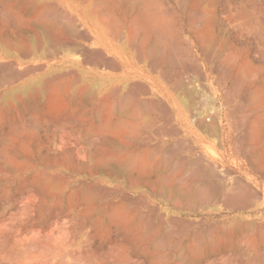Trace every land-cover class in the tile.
Instances as JSON below:
<instances>
[{"label":"rangeland","instance_id":"1","mask_svg":"<svg viewBox=\"0 0 264 264\" xmlns=\"http://www.w3.org/2000/svg\"><path fill=\"white\" fill-rule=\"evenodd\" d=\"M255 87L264 0H0V264H264Z\"/></svg>","mask_w":264,"mask_h":264},{"label":"bare ground","instance_id":"2","mask_svg":"<svg viewBox=\"0 0 264 264\" xmlns=\"http://www.w3.org/2000/svg\"><path fill=\"white\" fill-rule=\"evenodd\" d=\"M212 1H213V0H212ZM143 23H145V22H143ZM143 23H142V24H143ZM145 24H147V22H146ZM149 24H150V23H149ZM149 24H148V25H149ZM143 25H144V24H143ZM150 26H151V25H150ZM147 27L149 28V26H147ZM150 30H151V29H150ZM152 30H153V28H152ZM148 31H149V29H148ZM153 31H155V29H154ZM73 34H74V33H73ZM133 37H134V36H133ZM65 39H66V38H65ZM68 40H69V39H67V41H68ZM70 41H72V40H70ZM64 44H65V43H64ZM64 44H62V45H64ZM96 54H97V53H96ZM94 55H95V53H94ZM97 55L100 56V55H102V54L99 53V54H97ZM88 56H89V55H88ZM90 56H91V55H90ZM97 57H98V56H97ZM97 57H96V59H97ZM91 58H92V57H91ZM94 59H95V57H94ZM89 60H91L90 57H89ZM246 60H248V59L246 58ZM244 62H246V61H244ZM110 64H111V63H110ZM244 64H245V63H244ZM247 65H249V64H247ZM252 67L254 68V66H252ZM244 68H246V67H244ZM247 68H249V67H247ZM254 69H255V68H254ZM242 70H243V69H242ZM237 71H238V70H237ZM254 71H257V69L254 70ZM254 71H253V72H254ZM230 72H231V71H230ZM243 72L245 73L246 70H244ZM243 72H241L242 75H241V74L239 75V76L242 77L243 80L239 77V81H240V79H241L242 83L244 84L245 79H244L243 77H245V76L243 75ZM250 72H252L251 69H250L249 73H250ZM257 72H258V71H257ZM257 72H256V73H257ZM239 73H240V72H239ZM245 74H246V77H247V73H245ZM251 74H252V73L248 74V76H251ZM252 75H253V74H252ZM254 75H255V74H254ZM236 76H238V75L236 74ZM246 77H245V78H246ZM255 77H257V76H255ZM255 77H254V79H256ZM248 78H249V77H247L246 81L248 80ZM251 78H252V77H251ZM236 79H237V78H236ZM250 80H251V79H250ZM237 81H238V80H236V81L234 82V84L232 83L233 86L235 85L234 87H230V88H232V90H235V89H234L235 87L237 88V84H235ZM241 81H240V82H241ZM246 81H245V83H246ZM251 81H252V80H251ZM242 83H241V84L238 83V86H239V87L241 86V88H242V86H243ZM262 84H263V83H262ZM257 86L259 87V85H257ZM256 88H257V87H255V90H257V89L260 90L259 88H257V89H256ZM261 89H263V88L261 87ZM236 90H237V89H236ZM238 90H239V88H238ZM238 90H237V91H238ZM240 90H241V89H240ZM240 90H239V91H240ZM230 91H231V89L229 90V92H230ZM252 91H253L254 94L251 93V95H252V94H253V95L257 94V95H258V93L262 95V94H263L262 91H264V89H263L262 91L260 90L261 93H260L259 91L256 92V93L254 92V90H252ZM235 92H236V91H235ZM248 92L250 93V91H248ZM246 93H247V92H246ZM249 93H247L248 96H250ZM247 94H246V95H247ZM253 95H252V97H254ZM263 95H264V94H263ZM255 96H256V95H255ZM258 96H259V95H258ZM226 98H227V97H226ZM244 98H245V95H244ZM250 98H251V96H250L248 99H250ZM253 99H254V98H253ZM253 99H250V100H251L252 102H254ZM259 100H260V97L257 99V101L259 102ZM262 100H264V99H262ZM255 101H256V100H255ZM243 102H244V101H243ZM249 102H250V101H249ZM258 102H257V103H258ZM261 102H262V101H261ZM245 103H246V102H245ZM250 104H251V103H250ZM250 104H249V105H250ZM252 104H253V103H252ZM258 104H259V103H258ZM261 104H263V103H261ZM258 106L260 107L261 105L259 104ZM256 107H257V106H256ZM259 107H257V108H259ZM263 107H264V106H263ZM263 107L261 106L260 108H263ZM260 108H259V109H260ZM256 110H258V109H256ZM252 112H253V111H252ZM252 112H251V113H252ZM248 117H249V116H248ZM260 118H261V117H260ZM262 119H263V117H262ZM253 120H254V119H253ZM250 121H251V120H250ZM254 121H255V120H254ZM256 121H257V120H256ZM256 121H255V122H256ZM259 122H260V121H259ZM253 123H254V122H253ZM250 124H252V123H250ZM255 124H256V123H255ZM255 124H254V127H255ZM262 124H264V123H262ZM260 126H261V125H260ZM255 128H257V126H256ZM261 129H262V128H261ZM258 130H260V128H259ZM248 131H249V129H248ZM256 131H257V130H256ZM257 132H258V131H257ZM248 133H249V132H248ZM248 133H247V134H248ZM261 133H262V132H261ZM245 135H246V133H245ZM250 135H251V134H250ZM250 135H248V137H249ZM258 135H259V134H258ZM262 136H263V135H262ZM246 137H247V136H246ZM248 137H247V138H248ZM260 137H261V135H260ZM260 137H259L260 140H259V139H255V140H257V141H255L254 144H253V143H252V144L250 143L252 147H255L254 145L257 144L256 146L259 145L258 147L260 148V146L262 145L261 143H264V139L262 140V138H260ZM243 138H245V137H243ZM243 138H242V139H243ZM249 138H250V137H249ZM253 138H255V137L253 136ZM256 138H257V136H256ZM248 141L250 142L251 139H250V140H247L246 142H248ZM253 142H254V141H253ZM260 144H261V145H260ZM256 149H257V148H256ZM256 149H254V150L257 151ZM261 149H264V147L261 148ZM120 153H121V152H120ZM261 153H262V150H261L260 154H261ZM112 154H113V153H112ZM262 154H264V152H263ZM262 154H261V155H262ZM111 157H112V156H111ZM254 157H255V156H254ZM263 157H264V156H263ZM263 157L260 156V158H263ZM111 159H112V158H110V159H108V160L111 161ZM101 161H102V160H101ZM106 161H107V159H106ZM106 161L103 160V162H106ZM101 164H102V163H101ZM105 165H106V164H105ZM216 175H217V174H216ZM213 176H214V174H213ZM217 176H221L220 173H219ZM214 177H215V176H214ZM221 177H222V176H221ZM221 177H220V178H221ZM211 185H212V184H211ZM208 186H209V185H208ZM208 188H209V187H208ZM208 190H212L211 192H209L210 195H207V196H209V198H210L211 195H215V194H216V193H215V190H217V188L214 187V189H208ZM208 190H207V193H208ZM247 190H248V189H247ZM240 191H241V190H240ZM216 192H217V191H216ZM242 192H243V191H242ZM212 193H213V194H212ZM250 193H251V192H250ZM233 194H234V193H233ZM235 194H236V192H235ZM237 194H238V191H237ZM246 194H247V193H246ZM251 194H252V193H251ZM216 195H217V194H216ZM216 195H215V196H216ZM243 195H244V194H243ZM233 196H237V197L239 198V197L242 196V195H240V193H239V196H238V195H233ZM250 196H251V195H250ZM227 197H228V196H227ZM237 197H235V199H236ZM211 198H213V196H212ZM240 198H241V197H240ZM244 198H245V197H244ZM244 198H243V200H245ZM247 199H248V198H246V200H247ZM239 200H240V199H239ZM173 221H174V220H173ZM259 227H261V226H259ZM259 229H260V228H259ZM261 229H262V227H261ZM262 230H263V229H262ZM259 231H260V230H259ZM254 234H255V233H254ZM248 236H249V235H248ZM240 240H241V239H240ZM243 241H244V242H251L250 238H249L248 240L245 239V240H243ZM29 242L31 243V244H30L31 247H33L34 249H35V248H41V247H42V248H48V246H49V244H47L46 242L44 243V242H40V241H38V240H32V241H29ZM236 243H237V242H236ZM240 243H241V242H240ZM256 243H257V242H256ZM245 244H246V247H247V244H249V243H245ZM255 247H256V246H255ZM248 252H249V251H248ZM249 254H250V253H249ZM253 255H254V254H253ZM259 255H260V254H258V256H259ZM260 257H261V256H260ZM258 259H259V258H258ZM262 259H263V258H262ZM259 260H260V259H259Z\"/></svg>","mask_w":264,"mask_h":264}]
</instances>
